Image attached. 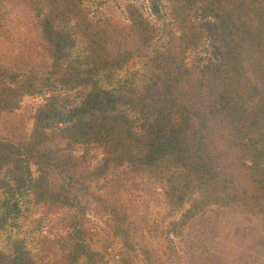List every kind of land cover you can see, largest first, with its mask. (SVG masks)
Wrapping results in <instances>:
<instances>
[{
    "label": "trees",
    "instance_id": "1",
    "mask_svg": "<svg viewBox=\"0 0 264 264\" xmlns=\"http://www.w3.org/2000/svg\"><path fill=\"white\" fill-rule=\"evenodd\" d=\"M17 1L51 63L0 65V230L29 196L56 231L36 249L15 237L0 264H172L175 238L213 206L264 223V0H167L172 28L153 55L160 29L134 2L122 20L94 18L84 0ZM204 41L210 58L188 64ZM138 58L149 60L147 81L113 88ZM26 95L45 101L20 135L13 116ZM141 174L162 190L167 211L155 221L133 190Z\"/></svg>",
    "mask_w": 264,
    "mask_h": 264
},
{
    "label": "rangeland",
    "instance_id": "2",
    "mask_svg": "<svg viewBox=\"0 0 264 264\" xmlns=\"http://www.w3.org/2000/svg\"><path fill=\"white\" fill-rule=\"evenodd\" d=\"M160 12H156L152 0H84L94 18L114 15L126 20L127 5L134 2L141 6L145 14L160 29V36L150 50L158 49L168 37L172 28L167 0H158ZM6 32L0 37V65H9L18 70H27L34 66L44 71L50 67V57L45 48L37 20L33 11L22 1L4 2L0 6ZM83 53L80 44L75 54ZM211 56L210 45L204 41L197 49L188 54V64L204 62ZM149 60L134 59L124 69L117 72L113 88L128 89L146 82L149 76ZM45 96L26 95L23 97L17 115L13 116L19 127L17 133L29 134L33 125L31 116L35 109L43 104ZM134 185L137 200H141L140 211L150 214L152 221L164 216L167 208L163 202L159 184L148 174H141ZM131 190V189H130ZM5 193H0V213L3 211ZM29 196L20 198L21 212L10 218L6 228L0 230V246L10 250L15 237H23L30 247L36 249L40 236L56 231L55 220L41 223L32 207ZM54 217V216H52ZM94 221L100 218L92 215ZM175 251L171 256L172 264H264V223L262 218L247 209L226 206H213L198 216L185 230L183 236L175 238Z\"/></svg>",
    "mask_w": 264,
    "mask_h": 264
}]
</instances>
